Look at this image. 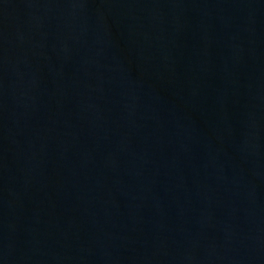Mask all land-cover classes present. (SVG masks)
Masks as SVG:
<instances>
[{
	"label": "water",
	"instance_id": "1",
	"mask_svg": "<svg viewBox=\"0 0 264 264\" xmlns=\"http://www.w3.org/2000/svg\"><path fill=\"white\" fill-rule=\"evenodd\" d=\"M0 264H264V0H0Z\"/></svg>",
	"mask_w": 264,
	"mask_h": 264
}]
</instances>
